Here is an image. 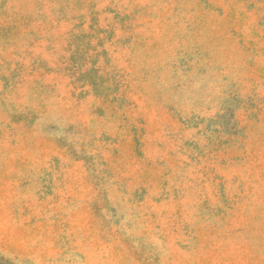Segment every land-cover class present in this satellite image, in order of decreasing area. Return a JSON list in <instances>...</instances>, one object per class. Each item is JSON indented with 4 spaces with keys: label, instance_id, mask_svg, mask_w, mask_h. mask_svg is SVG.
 <instances>
[{
    "label": "rangeland",
    "instance_id": "rangeland-1",
    "mask_svg": "<svg viewBox=\"0 0 264 264\" xmlns=\"http://www.w3.org/2000/svg\"><path fill=\"white\" fill-rule=\"evenodd\" d=\"M0 264H264V0H0Z\"/></svg>",
    "mask_w": 264,
    "mask_h": 264
}]
</instances>
